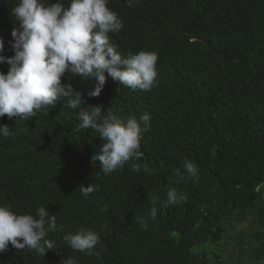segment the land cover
Segmentation results:
<instances>
[{
    "label": "trees",
    "instance_id": "obj_1",
    "mask_svg": "<svg viewBox=\"0 0 264 264\" xmlns=\"http://www.w3.org/2000/svg\"><path fill=\"white\" fill-rule=\"evenodd\" d=\"M17 2L0 0L6 57L14 55ZM107 7L124 25L109 34L122 57L158 54L157 85L133 91L105 73L100 95L89 97L94 80L65 73L61 82L81 94V109L99 105L102 116L137 118L141 170L126 164L104 174L93 157L105 141L91 128L78 130L81 109L67 100L29 120L0 118L15 133L0 136V206L33 216L43 206L57 218V231L47 234L56 248L42 257L9 245L0 264H61L67 257L77 264H206V245L221 242L264 264V0H138L131 7L109 0ZM8 68L0 64V72ZM144 113L147 127L139 121ZM185 159L196 164V177L183 169ZM81 185L98 190L85 198ZM170 188L185 199L165 206ZM154 196L157 218L144 230L136 218L149 214ZM244 223L254 228L250 234L231 233ZM81 228L101 237L99 256L64 242Z\"/></svg>",
    "mask_w": 264,
    "mask_h": 264
},
{
    "label": "clouds",
    "instance_id": "obj_2",
    "mask_svg": "<svg viewBox=\"0 0 264 264\" xmlns=\"http://www.w3.org/2000/svg\"><path fill=\"white\" fill-rule=\"evenodd\" d=\"M138 0H127L131 7ZM109 0H18L11 9V15L18 26L11 36L14 51L6 57L4 40L0 38V64L9 65L7 74L0 72V118L15 117L29 120L38 113L48 114L57 101L67 100L70 109H81V94L74 91L71 84L62 83L65 73L79 76L82 81L94 80V86L87 93L98 97L106 83L105 73L120 85L135 90L151 91L157 85L156 63L158 54L154 51H140L122 57L110 43V33H119L124 25L118 13L107 7ZM81 109L78 113V130L91 128L97 131L105 143L93 158L100 162L101 171L108 175L126 164L139 172L143 159L141 151L142 128L134 116L126 121L113 114L102 116L101 106L91 107V111ZM150 114L140 116L145 127L150 122ZM15 135L11 128L0 125V136ZM92 158V159H93ZM183 169L191 177L198 175L197 166L185 159ZM147 170V165L143 166ZM179 179H184L181 169H173ZM87 198L97 191L95 185L80 187ZM165 206L185 199L175 188L167 190ZM159 201L154 196L147 216H138L137 222L147 230L149 220L155 221ZM62 228V226H61ZM57 231V218L49 215L43 206L37 208L36 215L17 214L10 207L0 206V253L9 245L16 250H34L40 256L56 248L54 241L47 238L49 232ZM64 242L75 251L89 256H99L96 246L101 243L97 232L81 228L75 234L63 236ZM61 264H77L73 257H67Z\"/></svg>",
    "mask_w": 264,
    "mask_h": 264
},
{
    "label": "rangeland",
    "instance_id": "obj_3",
    "mask_svg": "<svg viewBox=\"0 0 264 264\" xmlns=\"http://www.w3.org/2000/svg\"><path fill=\"white\" fill-rule=\"evenodd\" d=\"M249 224L244 223V224H239L236 225L233 228V231L231 230V233H245V234H250L251 231L254 229L253 227H249ZM235 231V232H234ZM247 237L245 236V239ZM206 250L208 254V259L206 264H257L256 261L251 260V256H247L246 254H242L240 256H237V252H235L232 249V243H219L216 246L212 245H206ZM251 251L246 250V253H250ZM228 254H232L234 257V260L229 259L227 257ZM235 259H239L240 261L237 262Z\"/></svg>",
    "mask_w": 264,
    "mask_h": 264
}]
</instances>
